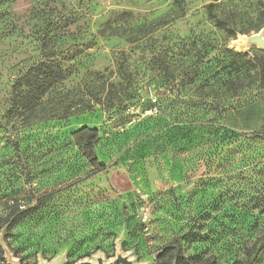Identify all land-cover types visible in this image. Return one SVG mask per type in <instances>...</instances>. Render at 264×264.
Wrapping results in <instances>:
<instances>
[{"label": "rangeland", "instance_id": "1", "mask_svg": "<svg viewBox=\"0 0 264 264\" xmlns=\"http://www.w3.org/2000/svg\"><path fill=\"white\" fill-rule=\"evenodd\" d=\"M254 36L264 0H0V263L264 264Z\"/></svg>", "mask_w": 264, "mask_h": 264}, {"label": "trees", "instance_id": "2", "mask_svg": "<svg viewBox=\"0 0 264 264\" xmlns=\"http://www.w3.org/2000/svg\"><path fill=\"white\" fill-rule=\"evenodd\" d=\"M44 45V39L42 41ZM42 64H45V61H42ZM41 64V65H42ZM14 86L17 88V84L15 83ZM75 136L80 140V145L82 146L83 151L85 152L86 156L88 157L91 165L96 168L97 171H101L107 168V164L105 161L100 160L97 155V146L96 144L99 142L100 139V132L95 128H90L88 126L82 127L75 132ZM43 203V199H37L36 203L29 208V210L37 209ZM23 214V213H21ZM264 244V238L262 244ZM240 264V263H235Z\"/></svg>", "mask_w": 264, "mask_h": 264}, {"label": "water", "instance_id": "3", "mask_svg": "<svg viewBox=\"0 0 264 264\" xmlns=\"http://www.w3.org/2000/svg\"><path fill=\"white\" fill-rule=\"evenodd\" d=\"M257 38V43L264 48V39L260 38L259 36ZM5 254L6 258L8 259L9 264H21V261L18 258H15L12 256L11 252L5 248ZM116 259L119 264H139L137 263L134 258L131 257L130 254L123 252L121 245L119 244L116 249ZM41 264H48L45 261H42ZM55 264H65V258H59L55 262ZM77 264H115L114 260H105V258L102 255H98L96 257V260L92 259H85L79 261Z\"/></svg>", "mask_w": 264, "mask_h": 264}, {"label": "built area", "instance_id": "4", "mask_svg": "<svg viewBox=\"0 0 264 264\" xmlns=\"http://www.w3.org/2000/svg\"><path fill=\"white\" fill-rule=\"evenodd\" d=\"M19 207L21 208L22 206H21V205H17V206H16V208H19ZM2 209H3V208L0 206V217L2 216ZM5 259H7V258H6V255H5V257L3 258V260H5ZM3 260H2V263H3ZM7 261H8V259H7ZM2 263H0V264H2Z\"/></svg>", "mask_w": 264, "mask_h": 264}, {"label": "bare ground", "instance_id": "5", "mask_svg": "<svg viewBox=\"0 0 264 264\" xmlns=\"http://www.w3.org/2000/svg\"><path fill=\"white\" fill-rule=\"evenodd\" d=\"M260 38H263V36H259ZM256 37L254 36V37H250L249 39H248V42L249 43H252L253 41H254V39H255Z\"/></svg>", "mask_w": 264, "mask_h": 264}, {"label": "crops", "instance_id": "6", "mask_svg": "<svg viewBox=\"0 0 264 264\" xmlns=\"http://www.w3.org/2000/svg\"><path fill=\"white\" fill-rule=\"evenodd\" d=\"M263 123H264V121H263Z\"/></svg>", "mask_w": 264, "mask_h": 264}]
</instances>
